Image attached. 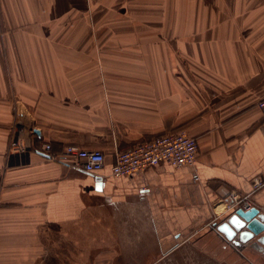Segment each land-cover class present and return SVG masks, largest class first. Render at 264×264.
Returning <instances> with one entry per match:
<instances>
[{"label":"crops","instance_id":"obj_1","mask_svg":"<svg viewBox=\"0 0 264 264\" xmlns=\"http://www.w3.org/2000/svg\"><path fill=\"white\" fill-rule=\"evenodd\" d=\"M262 98L264 0H0V264H264V235L216 230L232 191L264 215ZM18 122L33 152L8 157ZM178 131L193 167L111 175ZM65 146L102 170L50 158Z\"/></svg>","mask_w":264,"mask_h":264},{"label":"built area","instance_id":"obj_2","mask_svg":"<svg viewBox=\"0 0 264 264\" xmlns=\"http://www.w3.org/2000/svg\"><path fill=\"white\" fill-rule=\"evenodd\" d=\"M256 106L264 113V98L258 101ZM21 130L18 122L13 127L8 141V157L21 158L33 152L28 137L24 136ZM197 149L196 139L185 131L163 134L149 141L136 144L124 151L115 152L110 172L114 177L131 178L161 165L176 169L193 167L197 159ZM34 151H36V154L49 156L51 146L49 143H43L39 149ZM50 158L65 163L69 169L85 174L100 172L105 162L102 152L84 150L76 146H65L59 156ZM194 180L197 181V178ZM258 187H260V184L256 183L254 188ZM248 198V194L240 195L232 191L225 200L221 201V204L225 206V212L237 209L247 211L252 208Z\"/></svg>","mask_w":264,"mask_h":264},{"label":"water","instance_id":"obj_3","mask_svg":"<svg viewBox=\"0 0 264 264\" xmlns=\"http://www.w3.org/2000/svg\"><path fill=\"white\" fill-rule=\"evenodd\" d=\"M216 230L235 248H242L255 238L264 235V215L255 208L247 211L232 210L226 215L224 221L218 224ZM263 240L264 238L260 239V241Z\"/></svg>","mask_w":264,"mask_h":264},{"label":"rangeland","instance_id":"obj_4","mask_svg":"<svg viewBox=\"0 0 264 264\" xmlns=\"http://www.w3.org/2000/svg\"><path fill=\"white\" fill-rule=\"evenodd\" d=\"M115 9H116V8H114V9H112V10H115ZM230 212H231V211H229V210L227 211V213H230ZM221 214H222V213H221ZM224 214H226V212H225ZM224 264H225V263H224Z\"/></svg>","mask_w":264,"mask_h":264},{"label":"bare ground","instance_id":"obj_5","mask_svg":"<svg viewBox=\"0 0 264 264\" xmlns=\"http://www.w3.org/2000/svg\"><path fill=\"white\" fill-rule=\"evenodd\" d=\"M224 206V205H223ZM224 210H226L225 206H224Z\"/></svg>","mask_w":264,"mask_h":264}]
</instances>
